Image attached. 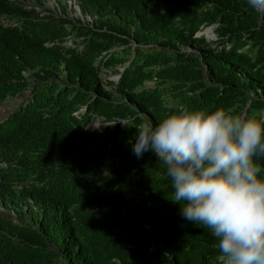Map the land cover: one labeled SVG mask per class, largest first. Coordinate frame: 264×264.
I'll return each instance as SVG.
<instances>
[{
    "label": "trees",
    "instance_id": "trees-1",
    "mask_svg": "<svg viewBox=\"0 0 264 264\" xmlns=\"http://www.w3.org/2000/svg\"><path fill=\"white\" fill-rule=\"evenodd\" d=\"M78 2L97 27L75 29L87 36L80 53L44 45L68 34L63 20L0 0V18L15 23L0 22V103L29 88L0 120V202L28 211L34 225L0 219V264H220L218 240L169 199L164 165L151 150L137 158L128 140L142 122L137 110L153 126L183 108L261 119L264 12L247 0ZM211 24L215 42L194 37ZM128 40L133 58L115 87L127 104L114 103L93 63L117 44L106 65L128 61ZM151 79L153 88L137 90ZM94 115L134 118L96 143L82 129ZM254 160L264 178V158Z\"/></svg>",
    "mask_w": 264,
    "mask_h": 264
},
{
    "label": "clouds",
    "instance_id": "clouds-1",
    "mask_svg": "<svg viewBox=\"0 0 264 264\" xmlns=\"http://www.w3.org/2000/svg\"><path fill=\"white\" fill-rule=\"evenodd\" d=\"M247 3L252 9L264 12V0H247ZM21 5L34 10L39 17L49 16L64 21L68 34L60 42H45L46 46H61L80 53L87 36L76 34L75 29H97L96 16L82 11L78 0H70L67 5L74 8L78 18L68 17L66 5L61 0H51L49 9L42 15L34 7ZM0 22L15 25L8 19L0 18ZM213 26L211 24L195 32L194 37L202 35L205 39V36H210L209 39L214 40L210 42H215ZM210 30L212 34L208 35ZM128 42L131 48L128 61L115 66L106 65V59L122 48L117 44L103 51L93 63L101 87L114 94V103L127 104L125 98L118 99L115 87L133 58L136 44L131 40ZM180 50L192 52L189 47ZM27 74L23 72L24 77ZM34 77L27 78L32 80ZM153 87L154 80H145L137 90ZM85 106H79L71 114L80 118ZM258 115L261 117L259 120L233 114L231 109L207 111L183 108L153 126L149 117L137 110L136 116L142 118V122L135 127L137 134L128 140L134 142L132 151L137 158L151 150L158 157V162L164 165L173 190L169 199L180 204L183 219L210 230L218 240L220 264H264V178L258 175L261 165L254 160V157L264 158V113ZM133 118L94 115L82 125V129L94 134L96 143H102L100 136L103 133L122 127ZM96 120L99 122L94 123ZM92 147L95 148V145L92 144ZM103 150H109L108 143ZM125 164L130 163L125 161ZM144 199L138 197L135 201L137 206L143 204ZM0 206L5 212L13 213L17 222L4 216H0L1 220L18 226H34L28 211L20 214L10 205L0 202ZM143 226L148 228L146 224Z\"/></svg>",
    "mask_w": 264,
    "mask_h": 264
},
{
    "label": "rangeland",
    "instance_id": "rangeland-1",
    "mask_svg": "<svg viewBox=\"0 0 264 264\" xmlns=\"http://www.w3.org/2000/svg\"><path fill=\"white\" fill-rule=\"evenodd\" d=\"M50 1L51 0H19V2L25 6L34 7L36 11L39 12L40 15H42L47 9H49ZM61 2L66 5L68 17L78 18L76 17V12L74 8L67 6L70 0H68V2L61 0ZM210 34H212L211 30L209 31L208 35ZM205 37L207 42L214 41L209 39L210 36L208 37L205 36ZM28 94H29V88L19 94L7 97L2 103H0V120H2L10 112H12L17 106L18 102H20L23 98L27 97ZM98 122L99 120H96L94 123H98ZM0 216H4L8 219H12L14 222H17V220L14 218V214L11 212H5L1 206H0Z\"/></svg>",
    "mask_w": 264,
    "mask_h": 264
},
{
    "label": "bare ground",
    "instance_id": "bare-ground-1",
    "mask_svg": "<svg viewBox=\"0 0 264 264\" xmlns=\"http://www.w3.org/2000/svg\"><path fill=\"white\" fill-rule=\"evenodd\" d=\"M210 38V37H209Z\"/></svg>",
    "mask_w": 264,
    "mask_h": 264
}]
</instances>
